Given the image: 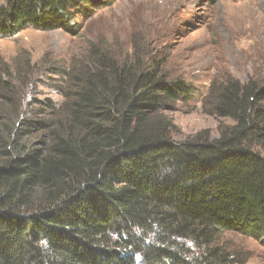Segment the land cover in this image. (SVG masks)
Returning a JSON list of instances; mask_svg holds the SVG:
<instances>
[{
    "label": "trees",
    "instance_id": "16d2710c",
    "mask_svg": "<svg viewBox=\"0 0 264 264\" xmlns=\"http://www.w3.org/2000/svg\"><path fill=\"white\" fill-rule=\"evenodd\" d=\"M101 6L0 0V38L75 35ZM132 47L119 60L89 46L62 103L27 112L25 78L0 69V264H244L221 233L264 248V85L212 83L202 109L230 124L173 141L166 113L192 89Z\"/></svg>",
    "mask_w": 264,
    "mask_h": 264
},
{
    "label": "rangeland",
    "instance_id": "374dc122",
    "mask_svg": "<svg viewBox=\"0 0 264 264\" xmlns=\"http://www.w3.org/2000/svg\"><path fill=\"white\" fill-rule=\"evenodd\" d=\"M102 6L75 35L27 29L0 38V69L8 68L28 84L22 109L30 100L62 103L61 76L78 65L93 44L124 60L133 43L143 46L146 62L164 59V73L182 79L193 97L166 113L182 141L201 132L216 138L229 125L205 115L202 101L212 83L236 79L264 85V0H101ZM247 14H251L247 19ZM17 74V75H15ZM18 81V80H17ZM218 245L244 264H264V248L236 233H221Z\"/></svg>",
    "mask_w": 264,
    "mask_h": 264
},
{
    "label": "bare ground",
    "instance_id": "6f19581e",
    "mask_svg": "<svg viewBox=\"0 0 264 264\" xmlns=\"http://www.w3.org/2000/svg\"><path fill=\"white\" fill-rule=\"evenodd\" d=\"M247 15H249V16H246L247 19L252 18V17H251V14H247Z\"/></svg>",
    "mask_w": 264,
    "mask_h": 264
}]
</instances>
